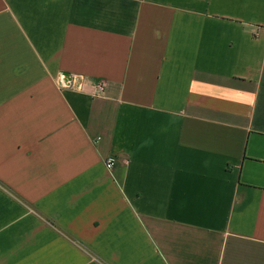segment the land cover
Returning <instances> with one entry per match:
<instances>
[{
  "label": "crops",
  "instance_id": "crops-1",
  "mask_svg": "<svg viewBox=\"0 0 264 264\" xmlns=\"http://www.w3.org/2000/svg\"><path fill=\"white\" fill-rule=\"evenodd\" d=\"M0 264H264V0H0Z\"/></svg>",
  "mask_w": 264,
  "mask_h": 264
},
{
  "label": "built area",
  "instance_id": "built-area-1",
  "mask_svg": "<svg viewBox=\"0 0 264 264\" xmlns=\"http://www.w3.org/2000/svg\"><path fill=\"white\" fill-rule=\"evenodd\" d=\"M87 81L88 80L84 75L64 73L58 77L57 83L60 88H73L76 90H80L86 85ZM105 86H106L105 79H97L93 83V88L99 93L104 92ZM114 165H115V158L113 156L107 157V159L105 160L106 168L108 170H112Z\"/></svg>",
  "mask_w": 264,
  "mask_h": 264
}]
</instances>
